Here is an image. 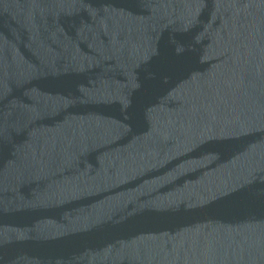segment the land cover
<instances>
[{
  "label": "water",
  "instance_id": "water-1",
  "mask_svg": "<svg viewBox=\"0 0 264 264\" xmlns=\"http://www.w3.org/2000/svg\"><path fill=\"white\" fill-rule=\"evenodd\" d=\"M0 264H264V0H0Z\"/></svg>",
  "mask_w": 264,
  "mask_h": 264
}]
</instances>
